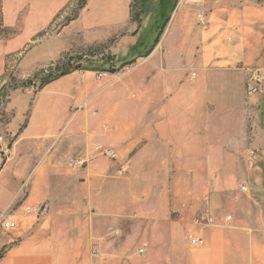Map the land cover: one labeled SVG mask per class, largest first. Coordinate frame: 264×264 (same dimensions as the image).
Here are the masks:
<instances>
[{
  "label": "crops",
  "instance_id": "1",
  "mask_svg": "<svg viewBox=\"0 0 264 264\" xmlns=\"http://www.w3.org/2000/svg\"><path fill=\"white\" fill-rule=\"evenodd\" d=\"M168 1L178 36L169 45L144 41L133 0H87L71 21L74 0H0V87L97 49L113 68L131 69L98 77L84 66L9 95L15 139L0 173V219L16 223L17 240L0 239V264H264L252 193L221 179L235 177L228 171L197 172L183 188L177 174L179 165L226 160L224 146L239 145L248 80L264 71V0ZM95 145L117 159L69 166ZM123 167L130 176L116 181ZM175 214L211 220L191 225L198 249L179 248ZM135 244L147 246L143 256Z\"/></svg>",
  "mask_w": 264,
  "mask_h": 264
},
{
  "label": "rangeland",
  "instance_id": "2",
  "mask_svg": "<svg viewBox=\"0 0 264 264\" xmlns=\"http://www.w3.org/2000/svg\"><path fill=\"white\" fill-rule=\"evenodd\" d=\"M137 1L139 2V0H136V2ZM146 5L149 7L151 13L144 19V41L151 42L153 40V42L155 41V43L166 45H169V43L171 42L176 43L178 38L177 33L175 31H172L170 28L172 23L171 10L174 4L168 0H146ZM137 11L138 5L135 7L133 14L136 15ZM164 19L166 20V22L163 24V26H161L164 22ZM2 32V29H0V34H2ZM99 50L100 49H97L87 54L75 53V55L71 57H66L61 61L58 69L54 74L60 75L61 72H68L70 70L73 71L78 64L82 65V67H89L91 65H94L100 71V73L97 74L98 77L107 74H117L115 75L116 77H121L123 74H127L130 72V63L124 64L118 69L113 68L110 63L111 57L105 56V54H102L103 52L101 53L99 52ZM106 60L107 63H104ZM253 71L251 72V75L253 74ZM50 73L52 72L50 71ZM49 74H37L39 75L38 79L40 81L39 87L41 86V81L44 80V78H46ZM33 78H28V80H33ZM12 79L13 77L8 79L7 83L0 87V135L5 134L11 136L7 131V125L10 123V118L5 111L7 106L6 103L8 101L9 95L12 93L11 89L13 88V86H18L20 84V81ZM246 97L247 98L245 101V105L248 109V117L246 126L240 129L241 138L239 145L227 144L226 146H224V149L228 153H230L228 155L229 158L226 160H220L219 162L189 164L183 165L182 167L181 165H179L177 174L180 180V188H183L185 182H195L197 180V172L221 171L223 173L225 171H228L232 173L235 177L228 178L223 176L221 177V179H234L236 182L235 184L238 186V188L246 186L248 192L250 194L252 193V197L259 201L261 214L263 215L262 219L264 220V94L259 90L256 94L250 96H248L246 93ZM11 137L13 138V140L15 139L13 136ZM120 169L121 168H118L115 172V176L117 177L116 181H118V179L122 182L126 181L125 179L130 176L131 168L128 167V171L124 176H120L118 174V171ZM182 177H184L185 179H183ZM211 180L215 182L220 179L218 178V175H216L215 179L214 177H212ZM208 196L209 194H206L207 199ZM136 214L137 213L133 214L135 220H140L141 217ZM194 218L196 217H189V215L185 216L178 214H175L173 217V220H177L178 222H180V225H182L183 227L177 233L179 241L178 246L181 250L185 249V245L187 243L190 244L191 250L198 249L202 244V240L197 236V234L192 231L191 225L198 226L199 228H204L206 227V225H196L193 222ZM1 233L0 239L5 238L6 240H17L14 237V232ZM191 237L199 238V240H201L200 245H192L190 241ZM144 247L145 245L142 246L141 244H135L134 250L138 255H140L139 250L143 249ZM3 251L4 249L0 251V256ZM92 254L93 256L97 255V253L94 252ZM76 258L78 260V257ZM69 264H71V261Z\"/></svg>",
  "mask_w": 264,
  "mask_h": 264
},
{
  "label": "built area",
  "instance_id": "3",
  "mask_svg": "<svg viewBox=\"0 0 264 264\" xmlns=\"http://www.w3.org/2000/svg\"><path fill=\"white\" fill-rule=\"evenodd\" d=\"M205 0H194L195 4H202ZM206 12L204 10H200L198 14V19L201 21L203 25L206 23ZM42 75L49 74L50 70L49 67H45L42 71ZM264 85V71L261 68H256L253 71V74L251 75L246 93L248 96L256 94L260 88ZM1 107V106H0ZM13 145L14 140L11 136L8 135H0V173L3 171L4 167L11 161L12 154H13ZM106 157L108 159L116 160L117 159V153L113 148H105L103 146L95 145L93 148H91V151L84 157L78 158L77 160H73L70 162L69 166H71L72 169L78 170L85 168L88 163L93 161L97 157ZM128 171V167H123L118 171V174L120 176L126 175ZM242 192L247 193L248 189L246 186H242L240 188ZM42 211V208L39 207L37 209L27 207L26 212L28 214L32 213H40ZM1 217L0 221V227L3 229V231L11 232L14 231L17 228V225L14 221ZM231 216L227 217V220H231ZM193 222L196 225H207L211 222L210 219L201 220V218H194ZM191 244L194 246H199L201 243V240L196 237H191L190 239ZM147 250V247L145 246L143 249L139 250L140 255H144Z\"/></svg>",
  "mask_w": 264,
  "mask_h": 264
},
{
  "label": "trees",
  "instance_id": "4",
  "mask_svg": "<svg viewBox=\"0 0 264 264\" xmlns=\"http://www.w3.org/2000/svg\"><path fill=\"white\" fill-rule=\"evenodd\" d=\"M76 2L75 8L73 13L71 14V16H69L66 21H71L74 18H76L79 14V11L82 10L83 8H85L84 6L86 5V1L87 0H74ZM138 5V11L135 14H133V20L138 22L139 25H143L144 19L146 18V16H148L151 11L149 9V7L146 5V0H139V2L136 0H133V11L135 9V7ZM132 11V12H133ZM166 22V20L164 19V22L162 23L161 26H163V24ZM156 44V43H155ZM58 69V67H56V69H54L53 71H51L52 73H50L46 78H44V80L41 81V88L44 87L45 84L52 82L54 80H58L60 79V77L68 75L72 72V70L68 71V72H61L60 75L54 74L56 72V70ZM39 75H36L33 80H37ZM13 80V79H12ZM32 79L28 80V81H21L20 84L18 86H13V88L11 89L12 92L13 90H17L19 88H29V86L32 85Z\"/></svg>",
  "mask_w": 264,
  "mask_h": 264
},
{
  "label": "water",
  "instance_id": "5",
  "mask_svg": "<svg viewBox=\"0 0 264 264\" xmlns=\"http://www.w3.org/2000/svg\"><path fill=\"white\" fill-rule=\"evenodd\" d=\"M75 68L80 69V68H82V65L78 64Z\"/></svg>",
  "mask_w": 264,
  "mask_h": 264
}]
</instances>
